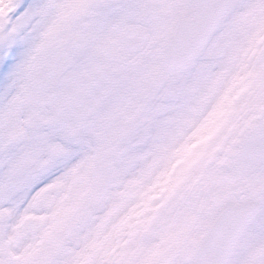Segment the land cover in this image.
<instances>
[{
    "label": "snow or ice",
    "instance_id": "obj_1",
    "mask_svg": "<svg viewBox=\"0 0 264 264\" xmlns=\"http://www.w3.org/2000/svg\"><path fill=\"white\" fill-rule=\"evenodd\" d=\"M0 264H264V0H0Z\"/></svg>",
    "mask_w": 264,
    "mask_h": 264
}]
</instances>
